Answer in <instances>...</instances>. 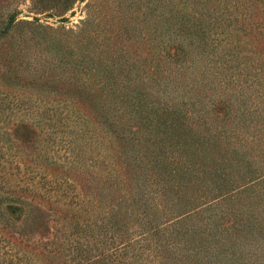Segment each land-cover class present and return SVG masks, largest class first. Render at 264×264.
<instances>
[{"label":"rangeland","instance_id":"obj_1","mask_svg":"<svg viewBox=\"0 0 264 264\" xmlns=\"http://www.w3.org/2000/svg\"><path fill=\"white\" fill-rule=\"evenodd\" d=\"M213 3L215 13L207 15L208 22L218 24L213 39L208 41L204 54L184 60L174 56V49L165 46L166 43L148 35V16H141L140 4L137 6L138 2L131 0H0V30L11 14L16 15L17 21L43 26L39 29L42 38L35 39L28 33L31 39L25 41L24 49L19 51L17 45L15 49L20 52L16 58L23 65L25 60L38 66L55 65L51 66L53 70H45L42 78L50 73L66 77L64 82L56 78L47 82L48 88H123L139 94L140 103L150 106L153 103L154 107L167 96H175L178 108H188L194 121L198 120L200 106L205 108L206 99L209 102L215 94L229 88L237 106L254 110L252 129L245 136L254 147H259L254 162L264 169V0H213ZM44 26H52L55 31ZM165 47L168 53L163 52ZM194 95L196 101L185 104ZM122 100L125 110L131 111V123L140 124L138 115L143 117L149 108L136 106L132 99ZM53 106L58 121L42 123L37 119L35 124L41 131L37 144L16 146L25 153H15L22 161L17 162L19 166L31 172L33 168L43 185L31 193L0 196L6 199L2 210L12 213L18 222L27 213L20 201L41 211L35 221L29 218L23 228L1 223L0 233L17 243L21 230L20 245L26 249L18 250L17 257L23 256L19 264H78L79 249L86 247L100 248L105 261L110 256L113 260L115 254L110 255L108 235L104 233L109 229L97 230L94 226L106 221L107 209L101 199L108 194L106 137L101 136L99 123L84 125L83 120L60 114L56 107L63 110L61 106ZM71 107L76 113L79 107L87 109L86 105ZM182 114L186 120L185 113ZM211 124L209 129L212 126L214 129V117ZM201 128L206 131L204 124ZM107 151L112 154L111 149ZM74 180L81 188L75 187ZM202 181L211 186L208 176ZM47 185L52 188L45 192L42 187L48 188ZM252 194L250 191L245 197L240 195L232 200L204 198V204L211 205L208 210L196 211L191 217L187 214L170 234L156 232L151 236L149 244L153 247L164 241L165 250L159 251L163 257L156 255L158 258L147 256L142 249L143 240L137 238L140 229L133 221L142 217L140 208L130 214L134 206L125 202L122 213L118 217L114 214L116 218L111 220L122 236L115 251L121 253L129 246L134 257L129 254L123 257L134 264H158L161 258L165 264H264V190L253 198ZM179 206L183 205L172 202L171 208L177 210ZM148 207L153 209L151 205ZM125 212L129 213L127 217ZM184 232L181 238L179 233ZM10 249L4 247L0 252L14 254V249L9 252ZM48 253L49 256L41 255ZM123 257H117V263L123 262Z\"/></svg>","mask_w":264,"mask_h":264},{"label":"trees","instance_id":"obj_2","mask_svg":"<svg viewBox=\"0 0 264 264\" xmlns=\"http://www.w3.org/2000/svg\"><path fill=\"white\" fill-rule=\"evenodd\" d=\"M131 1H137V6L140 4L141 16H148V35L162 44L166 43L168 48H173L172 54L180 60L204 54L208 41L213 39L215 25L218 24L207 20V15L215 13L216 10L213 0ZM143 19L145 17L142 21ZM42 27L35 22L17 21L16 15L11 14L0 30V196L5 193H8V197L16 193H31L43 185L39 183L37 172H34L33 168L31 172L19 166L17 162L22 161L15 153H25L16 146L33 145L35 142L37 144L41 134L35 124L37 119L42 123L58 121L59 116L53 105L63 108L59 110L56 107L60 114L64 113L65 117L74 120L79 119L80 122L83 120L84 125L91 124L92 121L99 123L100 134L106 137L104 161L107 163L108 194L107 198H101L107 209L104 218L106 221H101L98 225L94 223V226L97 230L101 227L109 229L104 233L108 235V248L111 249L109 253L115 255L113 260L110 256L108 261H105L102 249L92 250L86 247L79 249L78 264H134L123 257L125 254L134 257L129 246H125V251L121 253L115 251L118 245L116 242L122 240V236L118 233V226L111 220L116 218L114 214L118 217V213H122L121 208L126 206L125 202L130 201L132 207L134 206L130 214L135 208H140L139 215L142 217L133 221L140 229L137 238L143 240L142 249L147 251V256L154 255L158 258L156 255L162 256L159 251L165 250L164 241L153 247L149 244L152 243L151 236L156 232L169 231L170 234L173 228L179 227L178 224L187 214L191 217L196 211L208 210L211 205L204 204V198L220 197L232 200L240 195L245 197L250 191L253 192V198L256 193L263 192L264 169L254 162V154L259 153V147H254L245 136L252 129L254 110L242 105L237 106L229 88L215 94L209 102L206 99L205 108H199L197 121L190 118L188 108H178L175 96H167L165 101L157 103L154 107L153 103L151 106L140 103L142 98L139 94L123 88H48L47 82L54 78L64 82L66 77L61 78L58 74L50 73L42 78V73L47 69L53 70L51 66L55 65L38 66L29 60H25L23 65V62H18L16 57L20 52L15 49V45L19 47V51L24 49L25 41L31 39L28 33L36 37L35 39L42 38L39 37L43 35L39 30ZM44 27L55 31L52 26ZM143 33L145 34V30ZM162 50L168 53L166 47ZM170 57L173 56L170 54ZM173 62L177 65V61ZM144 94L146 96L148 93ZM123 98L134 100L136 106L149 108L143 117L138 115L140 124L131 123V111L125 110ZM190 99L191 102L187 101L185 104H193L196 101L195 95ZM50 102L55 104L51 105ZM72 105L77 108L79 105H86L87 109L79 107L76 113ZM182 112L185 113L186 120L182 118ZM213 117L214 123L216 119V126L209 129ZM202 124L205 125L206 131L202 130ZM93 130L95 132V129ZM86 131L91 133L89 129ZM241 134L242 137H238ZM116 138L118 142L115 141ZM110 149L112 154L107 151ZM207 176L211 186L202 181L203 177ZM74 182L75 187L81 188V184L76 180ZM47 187H42L45 192L52 188L50 185ZM5 200L0 198V224L10 223L12 226L16 225V228H23L29 218L35 221L41 211L39 207L32 208L31 205L20 201L22 206L25 205L22 210L27 213L24 212L22 221L18 222L12 213L6 214L2 210ZM172 202L183 206L173 210ZM77 203L80 205V200H77ZM169 213L176 215L170 216ZM128 214L125 212L124 217ZM18 233L20 240L17 243L7 240L0 233V249L11 248L15 254L0 252V264H19L23 259V256L17 257L20 248L26 249L20 245L23 238L21 230ZM179 234L181 238L185 236V232ZM119 248L121 249L120 246ZM41 255L49 256V253ZM120 256L124 261L117 263V257ZM162 259L157 263L165 264Z\"/></svg>","mask_w":264,"mask_h":264}]
</instances>
